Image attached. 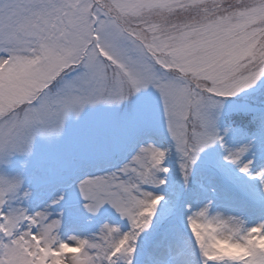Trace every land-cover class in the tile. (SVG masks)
Returning <instances> with one entry per match:
<instances>
[{"label":"snow or ice","instance_id":"1","mask_svg":"<svg viewBox=\"0 0 264 264\" xmlns=\"http://www.w3.org/2000/svg\"><path fill=\"white\" fill-rule=\"evenodd\" d=\"M0 264H264V0H0Z\"/></svg>","mask_w":264,"mask_h":264}]
</instances>
